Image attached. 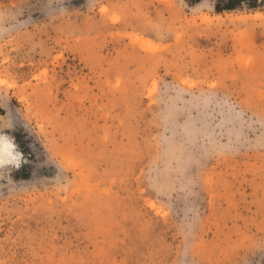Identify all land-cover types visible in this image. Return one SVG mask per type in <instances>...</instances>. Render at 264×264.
<instances>
[{
	"label": "rangeland",
	"instance_id": "rangeland-1",
	"mask_svg": "<svg viewBox=\"0 0 264 264\" xmlns=\"http://www.w3.org/2000/svg\"><path fill=\"white\" fill-rule=\"evenodd\" d=\"M229 2L0 0V264H264V0Z\"/></svg>",
	"mask_w": 264,
	"mask_h": 264
},
{
	"label": "clouds",
	"instance_id": "clouds-1",
	"mask_svg": "<svg viewBox=\"0 0 264 264\" xmlns=\"http://www.w3.org/2000/svg\"><path fill=\"white\" fill-rule=\"evenodd\" d=\"M184 0H179V4L182 6ZM0 108H7V102L0 104ZM12 119L9 116H0V130L9 128L12 126ZM12 145L9 143L8 138L3 134H0V179L4 178L5 166L12 165L19 167L22 160L21 154L17 153L16 155L11 154ZM9 189L15 191L17 186L13 183H9ZM189 250H185L184 255L187 256Z\"/></svg>",
	"mask_w": 264,
	"mask_h": 264
},
{
	"label": "trees",
	"instance_id": "trees-1",
	"mask_svg": "<svg viewBox=\"0 0 264 264\" xmlns=\"http://www.w3.org/2000/svg\"><path fill=\"white\" fill-rule=\"evenodd\" d=\"M233 7H234V4H232V3H231V0H230L229 4H227V5L224 7V9L229 10V9H232Z\"/></svg>",
	"mask_w": 264,
	"mask_h": 264
},
{
	"label": "bare ground",
	"instance_id": "bare-ground-1",
	"mask_svg": "<svg viewBox=\"0 0 264 264\" xmlns=\"http://www.w3.org/2000/svg\"><path fill=\"white\" fill-rule=\"evenodd\" d=\"M11 154H12V152H11Z\"/></svg>",
	"mask_w": 264,
	"mask_h": 264
}]
</instances>
